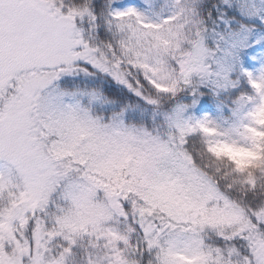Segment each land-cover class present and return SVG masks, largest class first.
<instances>
[{"label": "snow or ice", "instance_id": "obj_1", "mask_svg": "<svg viewBox=\"0 0 264 264\" xmlns=\"http://www.w3.org/2000/svg\"><path fill=\"white\" fill-rule=\"evenodd\" d=\"M0 264H264V0H0Z\"/></svg>", "mask_w": 264, "mask_h": 264}]
</instances>
